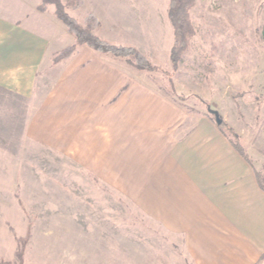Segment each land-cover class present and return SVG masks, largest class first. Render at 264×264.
<instances>
[{
    "label": "crops",
    "instance_id": "crops-1",
    "mask_svg": "<svg viewBox=\"0 0 264 264\" xmlns=\"http://www.w3.org/2000/svg\"><path fill=\"white\" fill-rule=\"evenodd\" d=\"M168 4L91 0L89 12L97 36L160 64L170 62L173 43ZM59 24L41 0H0L1 89L31 93L46 51L74 44L67 33L58 46ZM33 119L35 139L66 151L179 235L191 264L263 257L264 189L253 166L212 119L184 110L146 71L76 44Z\"/></svg>",
    "mask_w": 264,
    "mask_h": 264
},
{
    "label": "rangeland",
    "instance_id": "rangeland-1",
    "mask_svg": "<svg viewBox=\"0 0 264 264\" xmlns=\"http://www.w3.org/2000/svg\"><path fill=\"white\" fill-rule=\"evenodd\" d=\"M55 2L73 25L97 36L91 0H41V10L60 23L58 46L67 33L74 44L46 51L27 96L0 88V264H191L179 235L29 132L64 60L84 44L57 17ZM188 13L193 33L175 66L143 54L153 68H142L132 54L93 49L146 71L187 112L230 127L264 185V0H194Z\"/></svg>",
    "mask_w": 264,
    "mask_h": 264
},
{
    "label": "trees",
    "instance_id": "trees-1",
    "mask_svg": "<svg viewBox=\"0 0 264 264\" xmlns=\"http://www.w3.org/2000/svg\"><path fill=\"white\" fill-rule=\"evenodd\" d=\"M193 4L194 0H169L167 13L173 28V43L170 50V60L173 66H175L177 61L180 59V55L187 47L188 37L193 33V27L190 22L188 13L189 8ZM55 5V12L57 17L62 20L69 32L75 34L76 38L80 40V43L87 44L88 46L99 51L111 52L115 55L132 54L137 60L135 63L136 66L147 69L153 68V65H151L147 58L136 48L127 45H115L106 40L100 39L92 33L87 34L84 27H81L77 24L73 25L74 20L72 19V17L68 16L67 14H63V12L58 9L57 3ZM89 17L91 18V22H93L95 26L98 25V21H95V18L93 19V16L91 14H89ZM260 34L261 39L264 42V23L261 27ZM224 125L225 124L222 121H219V123H217V126L219 127L221 132L228 138L234 148L241 154H243V156H245V153L240 144L237 142V139L235 140V135L231 128ZM255 176L257 178L259 186L264 189V185L260 181L256 170Z\"/></svg>",
    "mask_w": 264,
    "mask_h": 264
},
{
    "label": "water",
    "instance_id": "water-1",
    "mask_svg": "<svg viewBox=\"0 0 264 264\" xmlns=\"http://www.w3.org/2000/svg\"><path fill=\"white\" fill-rule=\"evenodd\" d=\"M217 121L219 122L220 120H219V119H217Z\"/></svg>",
    "mask_w": 264,
    "mask_h": 264
}]
</instances>
